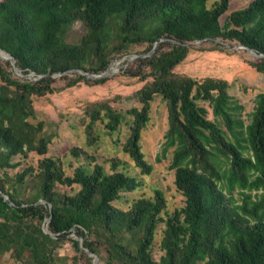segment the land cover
Here are the masks:
<instances>
[{
    "label": "trees",
    "instance_id": "16d2710c",
    "mask_svg": "<svg viewBox=\"0 0 264 264\" xmlns=\"http://www.w3.org/2000/svg\"><path fill=\"white\" fill-rule=\"evenodd\" d=\"M207 1L0 0V47L25 72L81 68L99 73L137 46L145 45L142 53H147L158 38L169 39L152 55L137 57V66L127 70V75L143 81L134 93L140 105L126 109L128 133L124 141H114L121 143L140 174L152 172L140 140L151 102L159 95L167 110L161 154L171 149L174 184L184 197V205L165 216L167 200L159 188L152 197L132 200L126 209L115 206L122 192L140 184L136 176L118 169L122 162L117 157L109 160L107 171L86 153L92 166L83 163L67 174L47 155L52 134L45 131L44 122L30 121L36 117L33 96L89 83V78L79 73L64 76L60 87L52 77L32 82L18 78L10 63L0 59V264H6L7 253L24 264H62L57 249L66 239L75 251L72 264L79 258L92 264L93 257L77 239L67 238L73 231L101 264H264V90L256 95L245 123L242 105L231 100L226 79H197L174 71L190 46L171 41L218 38L264 54V0L232 10L223 23L220 18L230 0H215L210 7ZM76 22L84 31L71 39ZM213 39L199 49H226ZM249 64L264 75V57ZM117 97L84 106L87 145L100 140V124L108 134L119 130L124 116L111 104ZM202 103L215 119L207 117ZM29 152L41 156L37 166L11 175L8 170L21 163L15 157L25 158ZM57 184L73 192L59 191ZM49 203L53 210L47 229L54 236L43 230ZM160 223L162 254L155 260L152 245Z\"/></svg>",
    "mask_w": 264,
    "mask_h": 264
},
{
    "label": "rangeland",
    "instance_id": "374dc122",
    "mask_svg": "<svg viewBox=\"0 0 264 264\" xmlns=\"http://www.w3.org/2000/svg\"><path fill=\"white\" fill-rule=\"evenodd\" d=\"M214 1L208 0L207 6L210 7ZM250 1L230 0L227 11L220 18L221 22L225 21L232 10L246 6ZM71 31L69 37L72 39L81 35L84 29L79 22H76ZM209 45L210 43L207 41L191 45L187 56L174 68V71L186 73L197 79L205 76L226 79L230 82L229 94L231 100L242 105L240 116L245 123H248L254 109L255 97L264 90V75L249 64V61H254L257 58L243 48L225 46L226 49L223 50L199 49L200 46L208 47ZM144 49L145 45H140L128 54L112 59L111 66L118 65V68L114 73L105 76L107 79L104 82L92 83L93 80L89 79V83L81 81L75 86L67 87L58 92L46 94L42 97L33 96L36 117L30 118V121L35 123L42 120L44 122L45 131L52 134L47 155L55 158L67 174H72L74 168L83 163L92 166L90 157L85 158L86 153L94 155L95 161L102 164L107 171H110L109 160L112 157H117L122 162L119 164L118 169L136 176L140 184L134 191L122 192L121 197L114 201L115 206L126 209L132 200L142 196L152 197L154 189L159 188L164 192L167 200V206L165 212H163V216H165L184 205V197L174 184V169L170 168L171 149L165 155L161 154L164 134L167 129L165 101L159 95L154 97L151 102L149 121L141 133L142 151L146 159L153 165L150 174H140L133 161L121 150V143L114 141L116 138L124 141L128 133L127 122L130 120V116L126 113V109L140 105L134 93L143 84V81H140L137 77L127 75L126 72L128 69H134L137 66L135 61L137 57L131 59L132 54L142 53ZM64 76L70 75L54 78V84L57 87L64 84ZM116 95L118 97L112 100L111 104L124 116L119 130L108 134L100 124V140L95 145H87L83 131L85 122L84 106L90 101L112 98ZM202 105L207 108V117L215 119L211 108L206 103H202ZM74 148L85 152L75 155L72 152ZM40 157L35 152H29L25 158L16 156L15 160H20L21 163L8 171L11 175H14L28 165L36 167ZM74 188L77 189L78 186L74 185ZM56 189L73 192L69 186L60 184H57ZM260 192L257 191L258 194ZM251 193L254 195L256 191ZM234 195L237 198L239 197L236 192ZM163 227L162 223L157 226L152 245V255L155 260L162 254L159 249V240ZM67 238H75V235L71 233ZM57 250L59 261L62 264H72L75 251L70 240L66 239L59 245ZM3 259L6 264H24L21 261H14L8 253ZM78 264H88V262L84 258H79ZM98 264H101L100 261Z\"/></svg>",
    "mask_w": 264,
    "mask_h": 264
},
{
    "label": "water",
    "instance_id": "95a60500",
    "mask_svg": "<svg viewBox=\"0 0 264 264\" xmlns=\"http://www.w3.org/2000/svg\"><path fill=\"white\" fill-rule=\"evenodd\" d=\"M211 39H213V38L198 39V40H195V41H192V42H181V41H177V40H173V39L171 41L174 42V43H177V44H182V45H185V46H191V45L199 44V43H202L204 41L211 40ZM165 40H169V39L167 37L158 38V40H156L153 43L152 48L147 53H141V54L133 53L132 56H131V59L136 58V57H140V56L145 57V56L152 55L155 52L158 44L161 41H165ZM213 40L215 42H221L224 45L229 46L231 48H243L246 51H248L250 54L255 56L256 58L264 57L263 53L257 52L253 48H251L249 46H246L244 44H235V45L231 46L229 43L224 42V41H222V40H220L218 38H214ZM0 52H1L0 53V59L6 60V61H8L10 63L13 73L18 78L23 79V80L32 81V82L38 81V80L42 79L43 77L55 78V77H60V76H63V75H72L74 73L82 74V75H84L85 77H87L89 79H97V78L105 77V76H107L109 74L114 73L116 71V69L118 68V65L115 66V67H112L111 66V62H110L108 64V66L106 67V69L103 70L102 72H99V73L90 72V71H87V70H84V69H81V68H72V69H68V70H65V71H59V72H53V73H49V72H47V73H37V72L32 71V70H30L28 72H25L24 69H22L21 67L18 66V64L16 63L15 58L12 56L11 53L5 51L1 47H0ZM2 195H3L4 199L7 202H10L9 198H8V196L6 194L2 193ZM39 202L40 203H44L45 201L44 200H40ZM48 208H49L50 215L44 221L43 230H44V232L50 234L51 236H54L47 229V224H48V222L50 220V217L52 215V210H53V207H52V205L50 203L48 204ZM72 233L75 235V238L77 239L78 245L80 246V248L93 257L92 264H98V262H99L98 256L95 253H93L90 250H88L87 248L83 247L82 238L76 233V231H73Z\"/></svg>",
    "mask_w": 264,
    "mask_h": 264
},
{
    "label": "bare ground",
    "instance_id": "6f19581e",
    "mask_svg": "<svg viewBox=\"0 0 264 264\" xmlns=\"http://www.w3.org/2000/svg\"><path fill=\"white\" fill-rule=\"evenodd\" d=\"M1 53V52H0ZM118 63V62H117ZM112 67H115V66H112Z\"/></svg>",
    "mask_w": 264,
    "mask_h": 264
}]
</instances>
